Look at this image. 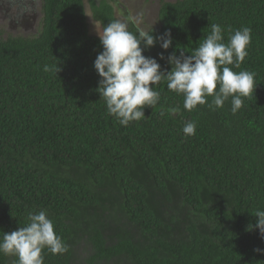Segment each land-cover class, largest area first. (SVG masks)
Returning <instances> with one entry per match:
<instances>
[{
    "label": "trees",
    "instance_id": "16d2710c",
    "mask_svg": "<svg viewBox=\"0 0 264 264\" xmlns=\"http://www.w3.org/2000/svg\"><path fill=\"white\" fill-rule=\"evenodd\" d=\"M115 1L88 0L102 28ZM42 13L38 34L0 39V239L45 211L68 250L45 248L44 264H264V0L163 1L148 32L173 43L143 55L167 72L169 55L193 54L212 24L225 44L248 27V55L229 67L256 86L233 114L231 97L188 111L162 80L157 105L127 126L97 91L103 47L85 1L42 0ZM189 121L195 135L183 133ZM17 259L0 253V264Z\"/></svg>",
    "mask_w": 264,
    "mask_h": 264
},
{
    "label": "clouds",
    "instance_id": "9594fccd",
    "mask_svg": "<svg viewBox=\"0 0 264 264\" xmlns=\"http://www.w3.org/2000/svg\"><path fill=\"white\" fill-rule=\"evenodd\" d=\"M128 19L136 22L134 17ZM97 34L103 47L94 61V69L101 77L97 91L104 99L108 113L122 126L141 120L145 117V107L157 105L160 93L154 86L162 80L167 81L170 91L184 97V108L188 111L207 104V97H212L209 107L222 108L231 97V111L236 114L243 106L242 98L253 91L255 74L247 70L234 72L229 67L239 68L248 55L247 47L251 43L248 27L236 30L225 44L221 26L212 24L211 34L193 54L186 55L181 51L179 56L169 55L171 70L167 72H162L157 60L146 57L143 52L158 42L167 50L173 43L170 33L154 37L152 32L138 28L134 34L128 30V23L116 19ZM160 59H164L163 53H160ZM44 70L50 69L45 66ZM195 130V123L189 121L183 133L191 136L195 135ZM255 217L258 218L255 227L264 238V211L257 210ZM28 220L26 227L4 233L0 239V253L17 257L16 264H44L42 251L45 248L54 255L67 252V244L56 235L53 222L45 211L29 212ZM255 251L264 253V249Z\"/></svg>",
    "mask_w": 264,
    "mask_h": 264
},
{
    "label": "rangeland",
    "instance_id": "374dc122",
    "mask_svg": "<svg viewBox=\"0 0 264 264\" xmlns=\"http://www.w3.org/2000/svg\"><path fill=\"white\" fill-rule=\"evenodd\" d=\"M84 1L90 33L98 36L97 32L102 33L103 28L93 17L88 0ZM163 1L176 0H116L115 16L126 23L129 17H134L135 24L145 31L158 28V12ZM42 20V0H0V39L34 36L40 31Z\"/></svg>",
    "mask_w": 264,
    "mask_h": 264
}]
</instances>
